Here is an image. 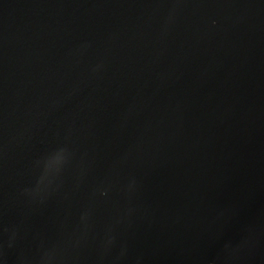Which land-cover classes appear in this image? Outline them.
I'll use <instances>...</instances> for the list:
<instances>
[{"label":"water","instance_id":"obj_1","mask_svg":"<svg viewBox=\"0 0 264 264\" xmlns=\"http://www.w3.org/2000/svg\"><path fill=\"white\" fill-rule=\"evenodd\" d=\"M5 226L7 264L41 244L59 264H264V0H0Z\"/></svg>","mask_w":264,"mask_h":264},{"label":"clouds","instance_id":"obj_2","mask_svg":"<svg viewBox=\"0 0 264 264\" xmlns=\"http://www.w3.org/2000/svg\"><path fill=\"white\" fill-rule=\"evenodd\" d=\"M102 65H97L93 69V72L98 71ZM56 155L59 163L55 169H51L47 166L46 161L48 158ZM70 151L67 147H61L53 152L43 163V171L38 177L36 184L33 187H26L22 190V195L30 198L32 202L40 201L43 202L44 199L51 194L53 186H58V182L61 181L62 173L65 166L69 162ZM109 189L106 187L97 188L93 192V197L96 196L98 192L101 196H107ZM131 210H129V214ZM117 220V223H120ZM93 228V209L91 207L86 208L82 212L80 217V225L78 226L79 235L75 239V245L79 246L81 241L84 240ZM3 231L8 234V239L4 243H0V259L5 261L7 264V249H12L16 246L18 239L20 238V232L18 227H7L3 228ZM117 244V235L114 231L113 225H108L105 228L104 235L100 242V253L101 259L107 257L112 249ZM227 247V245H226ZM127 254V247L121 246L120 252L114 259V264L119 260L123 259ZM17 264H59V248L57 246L45 247L41 244L40 251L35 257L28 256L23 252L17 257ZM210 264H215V262H210Z\"/></svg>","mask_w":264,"mask_h":264}]
</instances>
